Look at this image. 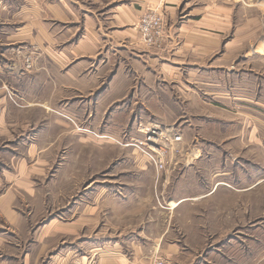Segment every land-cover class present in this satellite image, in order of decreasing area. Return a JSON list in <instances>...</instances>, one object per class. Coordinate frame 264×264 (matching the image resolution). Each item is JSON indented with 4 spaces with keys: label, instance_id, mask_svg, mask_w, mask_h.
Masks as SVG:
<instances>
[{
    "label": "crops",
    "instance_id": "obj_1",
    "mask_svg": "<svg viewBox=\"0 0 264 264\" xmlns=\"http://www.w3.org/2000/svg\"><path fill=\"white\" fill-rule=\"evenodd\" d=\"M147 10L166 23L159 48L139 42L135 26ZM260 29L264 0H0V264H148L144 244L136 252V236L89 237L81 220L67 223L63 215L32 233L19 208L41 193L37 185L56 153L57 128L122 146V128L123 139L132 141L140 137L139 123L192 122L193 107H206L238 127L242 149L254 145L264 154V72L252 100L247 81L248 59L264 63V38L249 49ZM26 57L34 59L31 72L24 70ZM248 107L257 113L250 116ZM201 117L198 131L220 129L219 120ZM46 131L53 134L48 144ZM198 131L192 138L181 133L183 152L168 159L164 172L198 160ZM133 153L137 168L153 169ZM78 209L79 219L90 213ZM168 252L155 257L176 264Z\"/></svg>",
    "mask_w": 264,
    "mask_h": 264
},
{
    "label": "rangeland",
    "instance_id": "obj_2",
    "mask_svg": "<svg viewBox=\"0 0 264 264\" xmlns=\"http://www.w3.org/2000/svg\"><path fill=\"white\" fill-rule=\"evenodd\" d=\"M257 34L249 43L250 51L263 41L264 30ZM29 59L31 69L26 66ZM33 63L31 57L23 58L24 70L31 72ZM247 63L252 100L256 97L253 87L263 79L264 63L261 57L249 58ZM218 106L230 110L222 102ZM248 110L250 116L257 113L254 107ZM192 114L196 115L192 122L175 124L186 138L196 137L204 115L219 120L220 129L198 131L201 152L189 167L183 161L176 169L159 173L137 168L123 128L118 138L121 146L64 135V128L58 127L56 153L37 185L41 193L34 203H24L28 208H19L29 217L32 233L50 218L63 215L67 223L81 220L82 233L89 237L98 232L136 236L140 240L136 252L144 244L150 264L168 250L176 264H264V154L254 145L242 149L238 127L233 129L231 122L210 113V108L193 107ZM251 120L248 125L255 126ZM48 135L46 131L47 144L53 134ZM77 207L78 214L84 207L90 213L79 219L73 214ZM77 240L61 238L59 242Z\"/></svg>",
    "mask_w": 264,
    "mask_h": 264
},
{
    "label": "built area",
    "instance_id": "obj_3",
    "mask_svg": "<svg viewBox=\"0 0 264 264\" xmlns=\"http://www.w3.org/2000/svg\"><path fill=\"white\" fill-rule=\"evenodd\" d=\"M139 42L147 47L159 48L166 39V23L161 14L155 10H147L136 24ZM27 68L31 69L32 62L26 61ZM62 117L71 122V118L63 113ZM140 135L128 144L144 158L146 163L156 172L166 170L168 159L179 156L183 150L179 147L182 142V134L176 126H161L160 124H142L136 126ZM153 264H167L165 259L156 258Z\"/></svg>",
    "mask_w": 264,
    "mask_h": 264
}]
</instances>
